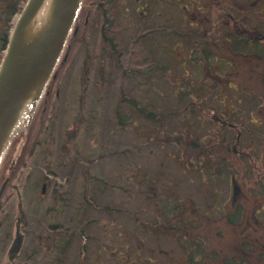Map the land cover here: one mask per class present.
<instances>
[{
	"label": "rangeland",
	"instance_id": "374dc122",
	"mask_svg": "<svg viewBox=\"0 0 264 264\" xmlns=\"http://www.w3.org/2000/svg\"><path fill=\"white\" fill-rule=\"evenodd\" d=\"M193 3L82 0L76 31L48 82L51 94L6 144L0 264L21 212L26 236L12 264H189L186 249L198 244L199 264L250 252L264 264V63L237 58L216 81L197 74L195 59L199 29L217 40L223 29H237L264 43L262 6ZM153 31L166 35L154 38ZM179 31L190 32L196 48ZM186 78L194 106L206 108L201 128L174 113L192 109L191 96L177 93ZM51 100L55 106L46 108ZM220 110L236 125L222 123ZM46 168L58 181L51 178L42 196ZM179 214H190L192 229L176 232Z\"/></svg>",
	"mask_w": 264,
	"mask_h": 264
},
{
	"label": "water",
	"instance_id": "95a60500",
	"mask_svg": "<svg viewBox=\"0 0 264 264\" xmlns=\"http://www.w3.org/2000/svg\"><path fill=\"white\" fill-rule=\"evenodd\" d=\"M46 0H31L24 20L34 12H40ZM81 0H51L46 18L37 29H25V21L19 23L11 38L0 69V159L4 146L18 126L23 106L29 103L33 109L50 76L73 25ZM9 180L1 188L0 197ZM22 234L18 231L10 257L19 252Z\"/></svg>",
	"mask_w": 264,
	"mask_h": 264
},
{
	"label": "trees",
	"instance_id": "16d2710c",
	"mask_svg": "<svg viewBox=\"0 0 264 264\" xmlns=\"http://www.w3.org/2000/svg\"><path fill=\"white\" fill-rule=\"evenodd\" d=\"M193 2H196V0H189V3L192 5H194ZM254 2H256L258 5L262 6L261 12L264 14V0H261V2L259 0H254ZM137 11H139V10L137 9ZM147 11H143V13L145 14V13H147ZM245 14L247 15L246 12H245ZM228 16L230 18L236 17V15L232 11L228 12ZM192 25H191V27H193ZM222 32H223V37L220 40H217L214 37L213 38L212 37H210V38L206 37L201 32V29H199V31L197 32L200 35L201 40H202L201 44L199 45L202 47V51L200 52L199 50H197V53H199V55L196 56V58H195L199 62L197 64V67H198L197 74H200L202 71H204L206 73H211V80H216L217 78L220 77V75L224 76V74L227 71V68L229 66H232L234 64V60L237 58H240V57L245 58L248 61H254L255 59H258L259 63H264V43H262L261 37H252L251 36V38H250L249 35L246 36V35L242 34L241 32H239L237 29H234V30L223 29ZM179 34L182 35V37L187 41L188 44H190V45L192 44L194 46V48H196L195 43H197V42H196L194 37L191 38L190 32H180L179 31ZM151 35L154 38H158V37H163L166 34L163 31H162V33L160 32V34L153 31V33ZM151 42H152V44L154 43L153 40H151ZM183 63H186V62H182V64ZM183 66H185V65H183ZM253 71H254V69H252V72ZM231 73L233 74V76L235 75V72H233L232 70H231ZM229 77L230 76H228V78ZM189 82L190 81L187 79V81L184 82V85L177 89V93L180 92L178 95L179 99H182L181 93L183 94L184 91L187 92L186 95L191 96L188 103H187V107L192 106V109H187V110L184 109L180 112H174V113L175 114H182V116H184V117L187 115V118H185V121L183 123H187V122L190 124L194 123L199 128H201L204 124L206 125V123L209 122V121H206V123L204 121L200 122L201 113H205V111H203V110H205L206 108H202V105H200L198 108H197V106H194L197 100H195L192 96V93L194 92V89L192 88L193 82L190 84H189ZM196 92H198V91L196 90ZM220 103L224 104L223 101H220ZM213 110L215 111V109H213ZM210 111L212 112V108H208L206 113L210 112ZM211 112L209 114H211ZM217 113H219L218 114L219 116L217 115V118H223L225 115L228 114L227 111L222 112L221 110L218 111ZM163 115H165V114H163ZM171 115H173V114L171 113ZM228 115H230V114H228ZM214 116H215V113H212L211 117L213 118ZM191 117H192V119H191ZM229 117H231V119L234 121V116L233 117L229 116ZM156 118L153 117V120L159 121V119L161 117L158 115ZM227 121H228V123H231V122H229V120H227ZM120 122L125 123V120L121 116V114H120ZM228 123H226V124H228ZM230 125H236V124H230ZM153 140L160 141L159 138H157L155 136H154ZM185 151H190V150L185 149ZM195 152L197 154L198 151H195ZM205 163H203L199 167L200 168L206 167ZM170 207L172 210H174L175 204L174 205L171 204ZM261 212H262V214H264L263 211H261ZM237 213L238 212H233L230 215H227V219L229 218L230 222H234L235 219H233L232 216L236 215ZM239 215H241V213H239ZM252 215H253V217H255L257 214L255 213ZM177 217L181 218V220H179L177 222V226L174 228V229H176V232L177 231L180 232L182 229L183 230L192 229L190 227V225L193 223L191 220H188V219L186 220V218H184L182 215L181 216L178 215ZM210 217H212L211 214H210ZM247 217L249 218V222H251L253 220L252 217H250V216H247ZM199 246H201V244H198V247L195 246V247H190V248L186 249L188 257L191 261V264H198V263L194 262L193 259H195L196 255H198V251L202 250V247H199ZM261 254L262 253H260L259 256L256 255V257L257 258L260 257ZM252 255L253 254H251V252H250L249 256H243L241 258H237L236 260H235V257H232L230 261L228 258H223L224 259L223 261H225L226 264H256L254 259H252L253 258Z\"/></svg>",
	"mask_w": 264,
	"mask_h": 264
},
{
	"label": "flooded vegetation",
	"instance_id": "af4514ba",
	"mask_svg": "<svg viewBox=\"0 0 264 264\" xmlns=\"http://www.w3.org/2000/svg\"><path fill=\"white\" fill-rule=\"evenodd\" d=\"M29 1L30 0H0V66H1L3 58L6 54V50H7V47L9 45V42H10L11 38L13 37V34H14L16 28L18 27L19 23H21L22 21H25L24 26H25L26 31H27V29L33 30V28H34L33 26L35 23L37 12H34L31 15V18L29 19V21L24 20V18L27 16L26 10L29 6ZM43 94L50 95L51 89L47 86ZM45 95H44V97H45ZM55 95L57 97L62 96L61 91H59V89H57L55 91ZM53 101L54 100L49 101V104L47 101V104H43V105L46 108H48V106H51L53 104L52 107H54L55 102L53 103ZM41 103H44V102H42V99L39 100L36 109H38V107H39V105H41ZM60 105H61V103L58 105V107ZM76 121H78V120H76ZM55 154H56V151H55ZM69 154H70V151H67V153L65 155H69ZM53 155H54V151L52 150L51 152L49 151V152L45 153L43 156L47 157V156H53ZM49 170H51V169L46 168V169H44V171L42 173V175H44L42 177V181H43L42 188H41V195L42 196H44V192H45L46 187H47L46 185H48L51 178H55V180L58 181V177H56V175H57L56 172L53 170H51V171H49ZM53 198H54V200L57 199V194H55ZM18 215H21V230L23 232L24 239H25L26 234L24 231V227L22 225V222H23L22 212L19 213ZM52 226L58 227L59 224H53ZM6 236L10 237L11 234H8ZM9 249H10V247H9ZM9 249L7 252L6 264H12L14 261L17 260L19 254H20L19 253L18 255H15L14 259H13L10 257L11 255H10ZM63 249H64V247L62 249H58V250L62 251Z\"/></svg>",
	"mask_w": 264,
	"mask_h": 264
},
{
	"label": "bare ground",
	"instance_id": "6f19581e",
	"mask_svg": "<svg viewBox=\"0 0 264 264\" xmlns=\"http://www.w3.org/2000/svg\"><path fill=\"white\" fill-rule=\"evenodd\" d=\"M50 2L51 0H46L45 1V4L44 6L42 7V9L40 10L38 16H37V19H36V22L34 23L35 26L39 25L40 23H42L44 21V19L46 18V15H47V12L49 10V6H50ZM32 26V25H31ZM34 27V26H33ZM27 108H28V103H26L24 106H23V109H22V112L19 114V117H18V124L21 123V121L23 120L24 118V115L27 111ZM53 229L57 228L56 226H52Z\"/></svg>",
	"mask_w": 264,
	"mask_h": 264
}]
</instances>
